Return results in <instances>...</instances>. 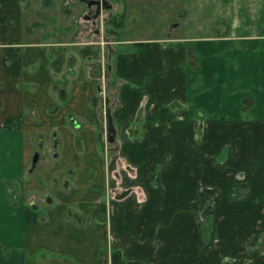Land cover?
<instances>
[{
  "label": "crops",
  "instance_id": "0c3cea01",
  "mask_svg": "<svg viewBox=\"0 0 264 264\" xmlns=\"http://www.w3.org/2000/svg\"><path fill=\"white\" fill-rule=\"evenodd\" d=\"M34 1H39L38 7ZM54 1H58L56 9H51L53 0H0V33L4 32V27L13 33L7 22L10 21L11 25L17 22L18 25L22 14L25 17L29 15L25 19L28 23L35 21V15L50 17L60 14L67 19L82 13L83 4L75 5L73 2L86 4L85 0ZM113 6L109 4V7ZM72 25L73 22L68 23L63 32L51 29L46 32L49 36L45 37L50 38L47 40L48 48L40 47L42 44L38 43H26V56L21 60L18 52H11L16 58L8 63L7 59L11 57L0 45V131L7 134L10 140L7 147L10 158L0 153V264H226L224 261L219 263L225 251L205 249L208 247L205 245L207 238L195 223L194 186L190 184L193 156L190 148L182 146L183 143L195 144V116L211 122L214 120L217 126L211 123L210 130L215 136L227 124L241 130L244 136L249 134L247 139L250 138L251 145L264 144V33L195 37L193 40L196 43L191 46H185L184 39L178 36H170L168 42L166 38L164 42L163 38L142 37L138 47L131 45L138 40L126 38L119 41V45H124L122 49L116 46H110L111 50L108 48L109 77L111 82L120 85V95L126 107L112 108L114 118L118 114L121 118L123 111L125 118L130 119L140 108L145 95V100L151 102L157 114L144 120L146 130L156 128L146 139L148 145L155 146V150L150 155L143 150L140 161L144 160L146 164L150 161L147 164L150 169L154 165L152 161H164L171 156L172 166L159 174L166 183L164 195L159 197V200L162 199L160 202L156 200L157 190L149 183L148 203L142 210L137 212L132 202L120 203L114 217L106 220L105 208L97 203L107 188L105 171L90 180L78 172L79 183L75 182L68 189L61 182L56 183L52 191L54 199L48 193V203L37 206L32 205L31 197L35 182L26 183L30 179L32 158L38 151L35 146L39 144L35 107L44 110L48 123L45 130L56 125L62 132L60 157L66 153L67 145L72 146V159L78 156L71 116L74 123L84 121L88 129L83 134L84 144L89 155H98L100 134L96 126L99 125L94 105L96 92L90 86L93 82L88 84L93 79H90L87 65L75 72L78 63L82 61L84 65L86 61L82 60L80 52L89 47L83 45L89 41L79 39L82 29L75 32L71 30ZM18 29L16 32H21L20 25ZM113 37L114 34H111L110 39L115 43ZM59 38L65 43L58 41ZM97 44L98 48L102 47ZM41 53L43 71H29V65H34ZM98 58V54H93L86 62H93L95 66ZM186 59L188 64L184 63ZM68 77V95L63 98L61 89ZM22 81L39 82L41 89L30 90L28 85L23 89ZM60 81H63L62 85L57 83ZM30 105L33 106L31 113ZM129 107L130 110L126 111ZM179 108L185 116H173V113L179 114ZM24 109L32 117L27 115L24 126L15 128ZM157 116L161 118L162 127L154 125L156 120L152 121ZM169 123L171 131L166 134L164 129ZM12 130L16 134H12ZM206 134L209 136L208 132ZM66 135L70 136L67 143ZM55 136L58 137L57 132ZM221 139L217 150L228 138ZM58 142L61 145V141ZM261 160L264 162V150L255 151L253 147L245 156L238 158L242 165L243 161H249L251 168L257 164L259 170L251 173L254 184L249 186L250 199L241 201L233 196V201L229 202L233 209L230 215L232 223L235 220L234 210L241 207L252 211L246 212L249 216L246 223L251 225L253 232H257L261 220L257 213L261 204L254 197L264 199V163L258 165ZM238 168L235 167L236 172L241 166ZM53 171L49 174L52 179L56 177ZM224 176L225 191L231 195L233 184H228L231 176L226 172ZM20 178L26 183L23 182L22 194L13 188ZM83 202L90 205L82 208ZM111 233L116 237L113 238ZM257 239L258 234L252 240L253 247ZM245 255L252 256L253 264H264V258L255 249ZM243 256L237 264H244Z\"/></svg>",
  "mask_w": 264,
  "mask_h": 264
},
{
  "label": "rangeland",
  "instance_id": "374dc122",
  "mask_svg": "<svg viewBox=\"0 0 264 264\" xmlns=\"http://www.w3.org/2000/svg\"><path fill=\"white\" fill-rule=\"evenodd\" d=\"M105 1L107 6L104 7L98 17H96L94 12L95 7H88L85 3L75 1L73 2L75 5L83 4L82 13L79 16L68 17L66 19L60 14L50 17L35 15L33 18L35 21L28 23V20L25 19H28L26 17H29V15L26 14L25 17L24 14H22L18 18V25L16 24L17 22L11 25L10 21L7 22L6 20L9 27L13 29V33L8 32V28L4 27V32L0 33V45L5 47L3 50H7L11 57L7 59L8 63L16 58L11 52H18L21 60L26 56L25 51L28 47L26 43H38L42 44L40 47L48 48L49 44L47 40H50V38H46L45 36H49V33H45L49 32L50 29L53 31H66L65 26L73 22L74 25H72L71 30L76 32L82 29L79 39L83 38L89 41L88 44L83 43V45H88L89 47L81 49L83 50V52H80L83 54H81L82 60L87 61L89 56L98 54L99 62L97 65L95 64V66L98 67L93 66V62L90 63L89 61H84L83 65L81 61L82 65L79 64V62L78 67L75 69V72H78V68H85L87 65L90 79H93L91 82H88V84L93 82L90 86L96 92L94 105L98 112L96 118L97 124L99 122L100 125H96L100 134V137H98L100 140L97 146L98 155H89V151L84 144L83 136L84 133H87L88 129L84 121H81L79 124L72 123L75 126L73 127L75 133L74 142L78 156L72 159V146L67 145L66 153H64L63 157H60L62 153V132L56 125H52L50 130H45L48 123L44 110L42 107H35V114L38 118L35 129L40 131L37 136L39 144L35 147L40 151V161L33 172L31 174L29 173L30 179L26 183L30 184L35 182V184L32 185V187H34V192H32L33 196L31 197L33 200L32 205L35 204L37 206L42 205L41 203H48L49 199L48 196H46L48 193L51 194V197L53 196L52 199H54V195H52L54 192L52 191L56 183L61 182L62 185L68 189L73 186L75 182H77V184L79 183L80 177L77 174L78 172L81 175L84 174L86 180H90L96 177V175L98 177L101 176L105 171L107 188L104 194L100 196L97 203L103 205V208L106 210V220H110L117 213L119 209L117 207L120 203L132 202L135 204V210L137 212L142 210L146 203H148L149 196L147 184L149 183L154 186L158 192L156 198L157 203L162 200H159V197L164 195L163 191L164 189L166 190V183L161 180L159 174L165 170L171 169L172 157L170 156L164 161H152L154 165L150 169L148 168L150 166L147 165L150 161L147 162V164L144 160H142V162L140 161V158L143 156V150H145V154L148 155L155 150V146L148 145L146 139L155 132L156 128L151 127L146 130V127H144V120H148L147 118L149 116L154 118L157 114L151 102L148 99L145 100V95L142 97V103L140 102V108L133 113L130 119L125 118L126 116H124L123 111L121 118L119 114L117 116L115 115L114 118L112 112L111 117L114 120L116 132L114 134L115 140L113 142L110 140L111 132L107 116L108 94L112 92L111 97L113 95L111 99L112 108L118 110V108L125 109L126 107L120 95V85L116 84V82H111V78L109 77L110 70L108 69L107 62L109 53L108 48L110 46H116V48L122 49L124 45H119V41L126 38L138 40L131 43V45H137L138 47V44H140L139 40L142 37L163 38L164 42L166 38V42H168L167 40L170 36H178L184 39L183 44L185 46H191L196 43L193 40L195 37L220 34L249 35L264 33V0ZM34 3L35 6L38 7L39 1H34ZM57 3L58 1L53 0L51 9H56ZM111 3L114 5L113 7H109ZM74 4L71 6H74ZM85 11L86 13H84ZM1 24L2 22H0V29L2 28ZM19 25L21 32L17 33L16 31H19ZM110 33L114 34L113 38H115V43H112ZM61 38L63 39L64 36ZM61 38H59L58 41L65 43V40H61ZM67 39L69 40L72 38L67 37ZM97 43L102 47L98 48ZM95 44L97 46H93ZM126 45L127 47L129 46V44ZM109 49L111 50V48ZM43 62L44 58L41 53L37 62L34 65H29V71L34 69L35 73H39L40 70L42 72ZM188 62L189 61L186 59L184 63L188 64ZM69 80L68 77L65 79L64 84L63 81L57 82L59 84L61 83L60 85L63 84V88L61 89L63 98H67L68 92L66 91V86ZM26 85H28L30 90L40 88L39 82H21V87L23 89L26 88ZM248 104L250 105V103ZM32 107V105L29 106L30 113ZM130 108L131 107L126 109V111L130 110ZM30 113L24 109L20 114V120L15 125V128H19L20 126L23 127L27 115L32 117ZM217 113L220 112L217 111ZM176 115L181 117L185 116L181 108H179V114L173 113V116ZM73 118L74 117L71 116L72 121ZM211 118L214 119L215 116L211 114ZM151 120L152 119H150V121ZM154 120H156L155 126H163L161 125L162 121L160 116H157V118L152 121ZM193 121L195 144L187 145V143H183L184 146L182 147L190 148L193 156L191 160L193 164V174L191 175L192 182H190V184L194 186V198H192V202L195 204L194 220L197 228L200 232H204L207 238L205 245L208 247L205 249H209L212 252H217L218 249L222 252L225 251V255L222 254L223 256L219 263H223L222 261H224L226 264H237L240 262V257L243 256V254L250 253L251 249L257 250L260 257L264 258V199H260L259 196L254 197L255 201H257L259 205L261 204V207H259L257 211L261 219L260 222H258L259 226L257 232H253L251 230L252 227H250L251 225L246 223L248 222L246 218L249 217L246 215V212L250 211V209L246 210L240 207L241 209L238 208L234 210L235 220L234 223H232L230 215L233 209L230 208L231 204L229 203L230 200L233 201V196L239 200L242 199L241 201L250 199L251 187L249 186L251 184L253 186L254 184L251 173H253V170L257 172L259 169L257 164L251 168L249 161H243L244 164L242 165V161H238V158L243 157V155L245 156V153L250 147H253L255 151H257V149H260V151L264 150V144L257 146L251 145L249 142L250 138L247 139L249 134L244 136L243 133L241 134V130H235L233 126L227 124L220 129V134L215 136L210 130L212 128L211 123L213 126H217L214 120L211 122L207 118L195 116ZM169 126H171V123H169L168 128L165 127L164 129L166 134L171 131ZM9 127L10 126H8V129H10ZM14 131L15 130H12V134H16V131ZM56 132L57 138L55 136ZM207 132L209 136L206 134ZM7 136V134H3L0 131V153H4L6 158H10L7 152L10 140L7 139ZM224 137L228 139L225 144L221 146V149L217 150L220 139ZM65 138H67V143L70 140V136L68 138L66 135ZM58 140L61 141V145H58ZM222 140L223 139H221V141ZM42 142H44V145L43 148L40 149V143ZM263 163L264 162L261 160L258 162V165H262ZM239 164L241 169H239ZM31 166L32 165H30L29 170H31ZM235 167H239L238 172L235 171ZM51 171L54 172L53 174L56 176L54 179L56 180L50 177L49 174ZM225 172L229 177L231 176L228 181V184H233V193L231 195L225 191ZM203 174H205V176H203ZM31 180L33 181L31 182ZM169 181L170 178L167 179V185H169ZM23 182L26 184L25 181ZM23 182L22 178L15 181V183L19 185L17 191L21 192L20 194H22ZM149 203L153 204L151 201H149ZM89 205V203L83 202L81 206L82 208H86ZM111 234L113 238L116 237L114 233ZM256 234H258V239L254 244L255 247H253L252 240ZM247 241H249V244ZM230 247L233 248L229 250ZM242 261L244 264H253L255 262L252 256L248 257V255L243 256Z\"/></svg>",
  "mask_w": 264,
  "mask_h": 264
},
{
  "label": "flooded vegetation",
  "instance_id": "af4514ba",
  "mask_svg": "<svg viewBox=\"0 0 264 264\" xmlns=\"http://www.w3.org/2000/svg\"><path fill=\"white\" fill-rule=\"evenodd\" d=\"M88 1H90V0H85V2H86V4H87V6H90V7H95V10H94V12H95V14H96V17H98V16H100V13L102 12V10L104 9V7H106L107 5V3H106V1L105 0H96V1H100L101 2V4L100 5H98V4H95V5H90L89 3H88ZM108 98V102H107V107H108V110H107V116H108V119H109V121H108V124H109V128H110V134H111V136H110V140L113 142L114 141V139H115V136H114V134H115V132H116V129H115V127H114V120H113V118L111 117V115H112V106H111V96L110 95H108L107 96ZM74 119V118H73ZM73 123H74V120L72 121ZM75 123L76 124H79V122H76L75 121ZM43 145H44V142H42V143H40V149H42L43 148ZM39 153H40V151H39V149H38V151H36V153L34 154V156H33V158H32V162H31V170H30V172L32 173L33 172V170H34V168L37 166V164H38V162L40 161V155H39ZM14 185L15 186H13V188L14 189H16L19 185L18 184H16V183H14ZM13 189V190H14Z\"/></svg>",
  "mask_w": 264,
  "mask_h": 264
},
{
  "label": "water",
  "instance_id": "95a60500",
  "mask_svg": "<svg viewBox=\"0 0 264 264\" xmlns=\"http://www.w3.org/2000/svg\"><path fill=\"white\" fill-rule=\"evenodd\" d=\"M88 3H89L90 5H95V4L100 5V4H101L100 1H96V0H90V1H88ZM114 140H115V139H114Z\"/></svg>",
  "mask_w": 264,
  "mask_h": 264
}]
</instances>
